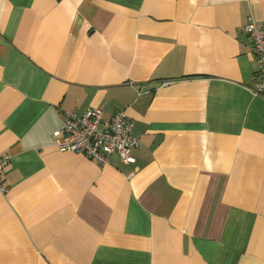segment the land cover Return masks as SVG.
Returning a JSON list of instances; mask_svg holds the SVG:
<instances>
[{
  "label": "crops",
  "instance_id": "crops-1",
  "mask_svg": "<svg viewBox=\"0 0 264 264\" xmlns=\"http://www.w3.org/2000/svg\"><path fill=\"white\" fill-rule=\"evenodd\" d=\"M252 17L264 0H0V264H264ZM95 106L134 121V163L53 144Z\"/></svg>",
  "mask_w": 264,
  "mask_h": 264
},
{
  "label": "built area",
  "instance_id": "built-area-1",
  "mask_svg": "<svg viewBox=\"0 0 264 264\" xmlns=\"http://www.w3.org/2000/svg\"><path fill=\"white\" fill-rule=\"evenodd\" d=\"M258 61L256 83L251 90L254 94L264 95V24L252 17L244 27ZM171 81L163 82L166 86ZM101 107L89 108L83 115L64 112L62 124L54 132L53 144L60 151L84 154L99 165L111 164L112 155L117 154L122 162L134 163L135 150L141 141L134 134V121L125 110H118L109 120H104ZM9 161V155L0 156V191L7 192L2 182L1 172Z\"/></svg>",
  "mask_w": 264,
  "mask_h": 264
}]
</instances>
